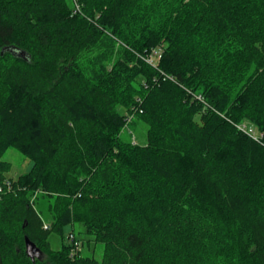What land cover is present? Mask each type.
Returning a JSON list of instances; mask_svg holds the SVG:
<instances>
[{
    "label": "trees",
    "instance_id": "16d2710c",
    "mask_svg": "<svg viewBox=\"0 0 264 264\" xmlns=\"http://www.w3.org/2000/svg\"><path fill=\"white\" fill-rule=\"evenodd\" d=\"M0 264H264V0H0Z\"/></svg>",
    "mask_w": 264,
    "mask_h": 264
},
{
    "label": "rangeland",
    "instance_id": "374dc122",
    "mask_svg": "<svg viewBox=\"0 0 264 264\" xmlns=\"http://www.w3.org/2000/svg\"><path fill=\"white\" fill-rule=\"evenodd\" d=\"M147 129L148 127L146 124L136 121L135 123H132L129 128L125 129L122 134V137L126 141L132 139L133 142L138 143L140 145H144L147 142ZM4 160L12 164V170L8 174V177L11 179H17L20 175L30 171L31 167L33 166V163L29 159L25 158L16 150H9L5 154ZM78 230H81V228L79 227ZM70 231V227L64 228V236L66 238L68 237ZM81 238L83 239L82 241L80 240L83 247L81 253L83 256H91L93 254V251H95V257L97 259H100L103 256V246L97 245L95 248L93 242H91L90 245H87L89 237L85 234L81 235ZM50 242L52 245V249L60 250L62 248V241L60 235L53 233L50 237Z\"/></svg>",
    "mask_w": 264,
    "mask_h": 264
},
{
    "label": "built area",
    "instance_id": "2783aa9c",
    "mask_svg": "<svg viewBox=\"0 0 264 264\" xmlns=\"http://www.w3.org/2000/svg\"><path fill=\"white\" fill-rule=\"evenodd\" d=\"M162 48L154 49L151 56L148 58V62L153 64L155 58L162 55ZM240 130L246 132L252 139L257 142H260L262 136L253 128L252 126L248 125H241L238 127ZM45 228L48 229L49 227L45 225ZM68 243L71 246V257H77L82 253V244L81 241L75 236V234L70 233L67 237Z\"/></svg>",
    "mask_w": 264,
    "mask_h": 264
},
{
    "label": "water",
    "instance_id": "95a60500",
    "mask_svg": "<svg viewBox=\"0 0 264 264\" xmlns=\"http://www.w3.org/2000/svg\"><path fill=\"white\" fill-rule=\"evenodd\" d=\"M26 242V253L35 262L37 259H42L43 252L33 243L29 237L25 238Z\"/></svg>",
    "mask_w": 264,
    "mask_h": 264
}]
</instances>
